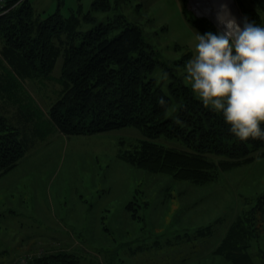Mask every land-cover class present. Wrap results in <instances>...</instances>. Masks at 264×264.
I'll return each mask as SVG.
<instances>
[{"label":"rangeland","instance_id":"374dc122","mask_svg":"<svg viewBox=\"0 0 264 264\" xmlns=\"http://www.w3.org/2000/svg\"><path fill=\"white\" fill-rule=\"evenodd\" d=\"M31 1L42 15L60 8L66 17L72 13L82 17L93 2ZM110 2L112 9L95 12L96 22L122 14L138 23L145 40L165 64H158L153 72L163 90L170 92L171 71L189 84L184 66L196 52L195 33H200L184 13L186 5L195 14L191 0ZM93 26V22L82 20L80 28ZM62 62L63 55L57 59L52 79L23 82L45 114L61 89L56 77ZM6 65L0 58V74ZM165 72L167 79L163 78ZM178 105L174 101L168 115H174ZM18 106L0 95V110L25 127L22 133L29 140L24 158L0 176V250H5L0 264H10L17 256L35 257L62 248L77 253L80 264H228L222 257H213V250L240 212L264 193V154L256 153L254 161L221 171L214 181L193 184L123 160L120 151L141 137L134 127L67 135L46 124L39 132L31 129L33 124L25 118L20 122ZM160 141L183 148L174 139L161 137ZM134 196L138 203L148 202V207L136 204L137 218L126 209ZM208 224L212 231L198 234L196 228ZM260 232L252 249L255 264H264V214ZM183 256L198 261L183 263Z\"/></svg>","mask_w":264,"mask_h":264},{"label":"trees","instance_id":"16d2710c","mask_svg":"<svg viewBox=\"0 0 264 264\" xmlns=\"http://www.w3.org/2000/svg\"><path fill=\"white\" fill-rule=\"evenodd\" d=\"M237 1L248 21L261 26L264 0ZM4 8L7 10L1 12ZM4 8L0 10V58L7 65L0 74V95L19 105L20 122L25 118L34 131L40 132L46 124L67 135L134 127L141 137L120 151L123 160L193 184L214 181L221 171L254 161L256 153L264 154V140L237 139L222 113L205 108L191 86L170 67L166 69L174 79L166 93L153 76L157 65L164 63L145 40L142 27L122 14L96 22L95 12L112 9L110 0H93L82 17L76 13L66 17L60 8L42 15L31 0H5ZM184 13L201 34L220 32L211 20L193 14L186 5ZM82 20L94 26L81 29ZM61 55L56 77L61 89L45 114L23 82L52 79ZM160 98L166 101L164 106L158 104ZM174 101L179 105L170 116ZM22 128L0 110V176L17 166L28 151L29 140ZM261 128L264 130V123ZM161 137L177 140L183 148L168 146ZM147 203H138L134 196L126 209L137 218L136 204L148 207ZM262 214L264 193L236 217L214 248L213 257H222L228 264H255L252 249L261 236ZM211 227L199 226L196 231L207 235ZM4 252L0 250V254ZM48 252L33 256L34 264H80L77 253L70 250ZM189 257L183 256V263L192 259Z\"/></svg>","mask_w":264,"mask_h":264},{"label":"clouds","instance_id":"9594fccd","mask_svg":"<svg viewBox=\"0 0 264 264\" xmlns=\"http://www.w3.org/2000/svg\"><path fill=\"white\" fill-rule=\"evenodd\" d=\"M217 20L223 31L195 33L196 52L185 63L184 79L205 108L222 113L237 139L264 140V27L246 17L241 27L226 4Z\"/></svg>","mask_w":264,"mask_h":264},{"label":"bare ground","instance_id":"6f19581e","mask_svg":"<svg viewBox=\"0 0 264 264\" xmlns=\"http://www.w3.org/2000/svg\"><path fill=\"white\" fill-rule=\"evenodd\" d=\"M227 5L228 10L230 11L231 15L234 16L237 20V23L243 27L244 17L241 12L238 10L237 5L234 0H224ZM223 0H191V6L194 11L199 14L208 15L216 24L219 26L222 31L224 30V26L221 25L217 20V14L221 10V6L225 5L222 4ZM203 13H202V12Z\"/></svg>","mask_w":264,"mask_h":264},{"label":"built area","instance_id":"2783aa9c","mask_svg":"<svg viewBox=\"0 0 264 264\" xmlns=\"http://www.w3.org/2000/svg\"><path fill=\"white\" fill-rule=\"evenodd\" d=\"M5 7V0H0V10ZM7 9L4 8L1 12H5ZM10 264H34L33 256L29 254L21 255L20 257L16 258Z\"/></svg>","mask_w":264,"mask_h":264},{"label":"water","instance_id":"95a60500","mask_svg":"<svg viewBox=\"0 0 264 264\" xmlns=\"http://www.w3.org/2000/svg\"><path fill=\"white\" fill-rule=\"evenodd\" d=\"M195 15L201 16V17H206V18H208L209 20H211L216 25V23L210 17H208V16H205L203 14H199L197 12H195ZM216 27L219 29V31H222L217 25H216Z\"/></svg>","mask_w":264,"mask_h":264},{"label":"crops","instance_id":"0c3cea01","mask_svg":"<svg viewBox=\"0 0 264 264\" xmlns=\"http://www.w3.org/2000/svg\"><path fill=\"white\" fill-rule=\"evenodd\" d=\"M194 257H195L194 259H197L196 256H194ZM2 260H3V259H2ZM190 261H192V262H197L198 260H192V259H191Z\"/></svg>","mask_w":264,"mask_h":264}]
</instances>
